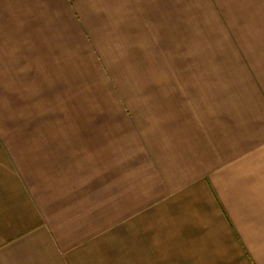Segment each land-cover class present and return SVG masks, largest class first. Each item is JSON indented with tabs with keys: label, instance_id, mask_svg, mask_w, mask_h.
I'll return each instance as SVG.
<instances>
[{
	"label": "crops",
	"instance_id": "1",
	"mask_svg": "<svg viewBox=\"0 0 264 264\" xmlns=\"http://www.w3.org/2000/svg\"><path fill=\"white\" fill-rule=\"evenodd\" d=\"M0 264H264V0H0Z\"/></svg>",
	"mask_w": 264,
	"mask_h": 264
}]
</instances>
